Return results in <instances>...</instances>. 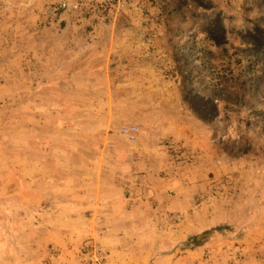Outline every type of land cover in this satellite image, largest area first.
<instances>
[{"label": "rangeland", "instance_id": "374dc122", "mask_svg": "<svg viewBox=\"0 0 264 264\" xmlns=\"http://www.w3.org/2000/svg\"><path fill=\"white\" fill-rule=\"evenodd\" d=\"M62 2L70 8L53 13ZM41 6L36 24L17 25L16 15L0 21V264L18 263L20 234L29 263L68 264L58 245L40 259L31 254L33 231L49 216L64 228L96 175L125 172L142 131L150 142L152 129L174 119L158 101L128 99L135 87L127 78L145 68L171 94L177 89L180 114L210 128L218 173L189 212L147 216L151 227L134 230L135 243L120 246L126 254L115 264H264V0ZM169 145L181 148L178 157ZM161 146L173 170L167 177L198 160L183 142ZM91 245L108 264L110 252L95 238L72 250L76 263L95 264Z\"/></svg>", "mask_w": 264, "mask_h": 264}, {"label": "crops", "instance_id": "0c3cea01", "mask_svg": "<svg viewBox=\"0 0 264 264\" xmlns=\"http://www.w3.org/2000/svg\"><path fill=\"white\" fill-rule=\"evenodd\" d=\"M58 1L60 0H0V21L8 24L9 19L13 20L12 17L16 15L17 25L21 23L23 26L26 21L36 24L35 7L41 8V5ZM66 20L70 26L74 18L67 16ZM32 27L34 29V25ZM21 28L24 32L25 27ZM144 71L147 73L146 68ZM146 73L143 72L141 77L131 75L127 78L128 87H135L134 91H129L128 99L158 101L160 107L172 108L174 119L169 120L159 130L152 129L150 142L147 141L150 137L146 136L150 130L142 131L140 141L130 147L128 167L125 172L96 175L93 179L95 183L87 184L85 195L81 196V210L71 215V219H68L70 223L65 224L64 228L58 225L57 217L49 216L48 222H43L44 224H40L38 229L33 231L28 248H31V254H38L39 259L45 255L46 247L54 244L62 247L66 252L63 258L66 263L77 264L73 259L72 250H78L85 240L95 238L107 246L110 252L108 264H115L118 255L124 258L126 254L120 250V246L135 243L134 230L147 226L146 222H149L146 221L147 216L189 212L195 196L208 190L212 173H218L210 128L191 113L184 111V116L180 114L181 103H178L177 89L173 88L171 94L168 89L170 83L160 77L152 78ZM125 82L126 79H123L122 83ZM122 83L119 82V85ZM170 101H175V104L169 106ZM165 139L183 142L198 156L196 164L177 175L178 177L172 175L167 177L169 174H162L164 171L167 173L173 171L168 156L161 146ZM90 189L93 191V196L86 194ZM170 192H174V195ZM152 201L156 204V209H153ZM137 218L144 221V224L138 223ZM113 219L114 223L111 224ZM20 235L23 242L19 244L21 257L17 264L24 262L33 264L29 263L31 260L26 261V258H23L26 256L24 253L26 241L25 235ZM34 236H37L38 241L35 242Z\"/></svg>", "mask_w": 264, "mask_h": 264}, {"label": "built area", "instance_id": "2783aa9c", "mask_svg": "<svg viewBox=\"0 0 264 264\" xmlns=\"http://www.w3.org/2000/svg\"><path fill=\"white\" fill-rule=\"evenodd\" d=\"M110 6H111V4L108 1H106L102 5V8L107 9ZM78 7L79 6L77 4H75V9H77ZM69 8H70V5L67 2H62L59 6L54 8L52 12L56 13V12H59V11L65 10V9H69ZM125 131H126L125 133H129L130 132L129 129H126ZM130 137L134 139V136H130ZM166 147H167V149L170 150L171 153L175 154L176 157L179 156L180 151H181L180 147L176 148V147H174L172 145H169V146H166ZM88 253L94 259L95 264H100L103 261V259H104L103 250L100 247H98V246H95V245L89 246Z\"/></svg>", "mask_w": 264, "mask_h": 264}]
</instances>
